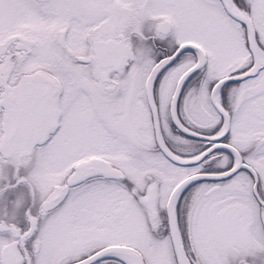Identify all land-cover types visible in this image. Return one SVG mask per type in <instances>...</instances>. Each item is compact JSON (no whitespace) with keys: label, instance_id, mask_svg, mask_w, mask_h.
<instances>
[{"label":"snow or ice","instance_id":"6c2138e0","mask_svg":"<svg viewBox=\"0 0 264 264\" xmlns=\"http://www.w3.org/2000/svg\"><path fill=\"white\" fill-rule=\"evenodd\" d=\"M0 264H264V0H0Z\"/></svg>","mask_w":264,"mask_h":264}]
</instances>
